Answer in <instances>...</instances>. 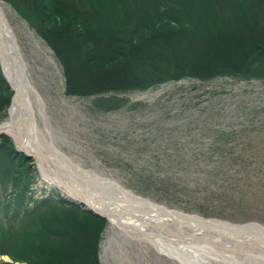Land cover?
<instances>
[{
	"label": "rangeland",
	"instance_id": "1",
	"mask_svg": "<svg viewBox=\"0 0 264 264\" xmlns=\"http://www.w3.org/2000/svg\"><path fill=\"white\" fill-rule=\"evenodd\" d=\"M0 6L38 95V101L33 99L38 148L71 186L90 189L88 176L94 173L167 208L264 225V78L186 77L114 93L127 99L126 104L101 108L98 102L111 93L67 95L58 61L33 27L30 14H23L10 0H0ZM7 118L6 110L3 116L0 113V124ZM48 143L62 153L61 159ZM29 160L34 195L42 187L50 189L37 163ZM84 170L90 171L88 175ZM14 206V201L4 204L0 194V233L19 223L9 219ZM110 224L105 221L101 231V264H178ZM6 254L0 253V259Z\"/></svg>",
	"mask_w": 264,
	"mask_h": 264
},
{
	"label": "trees",
	"instance_id": "2",
	"mask_svg": "<svg viewBox=\"0 0 264 264\" xmlns=\"http://www.w3.org/2000/svg\"><path fill=\"white\" fill-rule=\"evenodd\" d=\"M10 1L30 14L63 65L67 95L144 90L186 77L264 78V0ZM10 96L0 75L2 116ZM125 102L112 95L96 104ZM29 163L0 140V194L7 206L15 202L9 219L19 222L0 233V253L27 264H100L105 220L57 194L35 201Z\"/></svg>",
	"mask_w": 264,
	"mask_h": 264
},
{
	"label": "water",
	"instance_id": "3",
	"mask_svg": "<svg viewBox=\"0 0 264 264\" xmlns=\"http://www.w3.org/2000/svg\"><path fill=\"white\" fill-rule=\"evenodd\" d=\"M16 51V43L7 23L0 20V63L6 83L13 92L10 108H14L15 110L18 108L19 101L23 102L26 98L29 87V85L24 87V81L26 80L24 65L20 61L15 62L13 60V57L17 56ZM11 71L15 75L18 74L19 79L16 78L13 80V77L10 78L8 74H10ZM2 133L12 138L19 147L23 146L25 148L22 147L24 149L23 152L28 157L33 156L34 153L20 138V140L16 139L8 130H0V134ZM49 173L52 175L51 172ZM75 201L84 204L86 208L91 209L94 213L101 216L110 217L113 215L112 213H114L108 209L103 212L98 211V209L90 206L82 196ZM171 212L178 214L179 216L177 218L182 217L193 221V223H195L194 226L190 224L188 227L183 228L173 222L161 221L163 220L162 217L158 218L160 216H151L152 214L149 211H144L147 216L137 215L133 220L134 222L142 223L146 227L148 226L145 222L152 226L164 227L161 228L162 233L150 234L148 236L150 239L163 234V232L173 235L162 240L161 242L164 244L162 247L158 245V248L163 254L175 259L180 264H212L214 261L222 264H240L243 257L251 260L264 257V234L255 230L249 231L248 226L250 225L254 226L256 229L260 228V226L255 223L234 225L226 221L216 220V226L220 229L212 230L203 227L205 223L204 220L206 219L196 215L181 214L176 211ZM115 218L119 219L122 218V216L116 215ZM143 230L144 229L141 231ZM221 230L223 231L221 232ZM137 232L143 235L139 230H137ZM204 245H206L207 248H205ZM192 252L194 254H191ZM195 254L197 255L194 256Z\"/></svg>",
	"mask_w": 264,
	"mask_h": 264
},
{
	"label": "bare ground",
	"instance_id": "4",
	"mask_svg": "<svg viewBox=\"0 0 264 264\" xmlns=\"http://www.w3.org/2000/svg\"><path fill=\"white\" fill-rule=\"evenodd\" d=\"M19 59H20V61H22V55L21 54H20V56H17V58H16V56L13 57V60L15 62L19 61ZM10 75L13 77V80H15L16 78L19 79L18 74L15 75L12 71L10 72ZM221 76H223V75H221ZM225 76H229V75H225ZM233 77H235V76H233ZM212 79H214V78H212ZM26 85H30L27 78L24 81V87ZM28 89H29V87H28ZM33 91H34L33 88L29 89L27 97L23 100V102L19 101V107L16 110L14 108L10 109L9 118H7V120L4 123L0 124V129L1 130H8L9 132H11L15 136L16 139L20 138L26 144L27 147H29L32 151H34L33 155L36 156V161L38 163V167H39V170L41 172L40 174L42 175L41 177L43 179H48V181L51 182V184H53V182L56 183V185L58 187H60V189H63L64 192L72 195L74 198H79L82 196L93 207L98 208L102 211H106L107 209L120 208V211L123 212V213H120V214H123V220H121V221L126 222V223H122L124 225H120L118 222H115L113 220L114 218H112L109 220L111 223L110 225L114 226V227H119L121 230H123L122 228L128 230V231H125V232H128L127 236H133V235L129 234L130 232L133 234V232L131 230H134V231L139 230L140 233H143V237H145L151 244H154L155 248H158V245H160L162 247V245L164 243L161 241L168 238V237H171L173 235H170L168 233L163 232V234L157 235L156 237H154L153 238L154 240L150 239L148 237L150 234L162 233L161 228H164V227L152 226V225L145 222V224L148 226V227H146L142 223L134 222L133 218L136 217L137 215L147 216L144 213V210L152 212L153 213L152 215H154V216H160L158 218L162 217L163 220H161V221L165 220L168 222H173L174 224L180 225L183 228L188 227L190 224L194 226L195 223H193V221H191L189 219L182 218V217L177 218L179 216L178 214H174L171 211L164 209V207L153 204L150 201L145 200L144 198L135 195L134 193H132L128 189L120 187L114 181L108 180L106 178H102V177H98V176L97 177L88 176L91 184L93 185V186H90L91 187L90 189L72 188L68 184V181L65 180L64 178H62L55 171V169H57L56 168L57 166L52 163L50 157L44 151H40L38 148L39 141H38L36 135L39 132V130H38L39 127H38V124H37V121H36V118L34 115V109H33V99L34 100L36 99L38 101V97L34 96ZM48 146L51 149H53V153L56 155V157L61 159L60 157L63 156L62 153L57 151V149H54L50 143H48ZM48 167H49V169H48ZM45 168L47 170H45ZM53 168H55V169H53ZM75 169H76V171L81 170L78 166ZM49 171H55V173L51 175L53 177V179L50 178ZM83 173L85 175H88L89 172L84 170ZM57 176H59L60 179ZM108 194H110V195H108ZM123 209H126L127 212H125V210H123ZM156 219H157V217H156ZM214 220H215L214 218L204 220L205 223H204L203 227H207V228H210L212 230H219L220 228L218 226H216V220L215 221ZM129 222H134L135 224L129 223ZM252 224H254V223H252ZM248 227H249V231H251V230L258 231L259 230V229H256L252 225H250ZM142 229H144V230L141 231ZM222 231L223 230H221V232ZM125 232H124V234L126 235ZM136 235H139V234L136 233ZM219 241H221V240H219ZM204 247L207 248L206 245H204ZM191 254H194V253L192 252ZM196 255L197 254H195L194 256H196ZM212 264H217V263H212ZM240 264H264V257L263 258L258 257L255 260H251L249 258L243 257L241 259Z\"/></svg>",
	"mask_w": 264,
	"mask_h": 264
}]
</instances>
